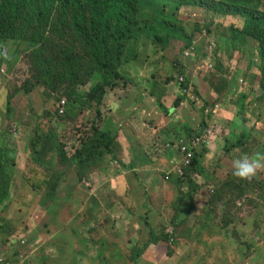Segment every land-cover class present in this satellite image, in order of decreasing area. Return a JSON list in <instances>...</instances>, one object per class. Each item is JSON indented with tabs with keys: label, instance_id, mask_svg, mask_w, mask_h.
I'll use <instances>...</instances> for the list:
<instances>
[{
	"label": "rangeland",
	"instance_id": "rangeland-1",
	"mask_svg": "<svg viewBox=\"0 0 264 264\" xmlns=\"http://www.w3.org/2000/svg\"><path fill=\"white\" fill-rule=\"evenodd\" d=\"M208 1L217 0L176 2L192 51L178 38L162 46L151 34L143 35L136 58L106 90L109 102L105 95L99 106L83 96L97 83L96 75L83 76L78 86L52 78L40 83L34 47L5 44L0 185L6 187H0L8 197L0 203V264H264V169L251 179L232 174L236 158L264 160V78L257 42L230 37L229 27L240 28L243 19L219 16ZM44 37L51 59L71 47L87 68L86 48L70 30ZM111 101L131 108V119L139 113L147 119L154 106L166 115L179 102L180 134L162 140L168 136L162 131L151 146L153 155L166 157L177 151L179 139L212 132L217 123L222 135L210 147H196L194 167L182 178L155 157L158 177L151 173L143 185V172L151 169L128 167L118 149L100 153L93 141V131L110 132L103 122L115 107ZM232 115L240 122L231 136L225 130ZM150 120H157L156 112ZM153 123L146 120L138 134ZM145 146L139 147L147 151ZM123 174L128 187L121 195L113 181ZM139 249L140 257L131 258Z\"/></svg>",
	"mask_w": 264,
	"mask_h": 264
},
{
	"label": "trees",
	"instance_id": "trees-1",
	"mask_svg": "<svg viewBox=\"0 0 264 264\" xmlns=\"http://www.w3.org/2000/svg\"><path fill=\"white\" fill-rule=\"evenodd\" d=\"M177 0H0V63L4 60L5 44L28 42L37 58L34 68L38 82L48 78L78 86L83 76L96 75L98 81L83 95L86 103L99 106L106 90L112 89L121 79V67L137 56V42L145 34H151L162 46L171 38L185 41V35L176 11ZM210 10L221 17L237 16L243 19L240 28L229 27L230 37L257 42V56L261 76L264 78V0H217L206 3ZM70 30L85 46L87 68L80 56L71 48L61 50L57 59H51L46 49L44 33L51 35L56 29ZM228 28V27H227ZM227 31V32H228ZM87 77V78H88ZM261 77V79H263ZM184 86V82L181 83ZM85 103V104H86ZM179 102L174 104L178 107ZM93 141L101 152H113L115 139L111 132L93 131ZM86 146L93 148L88 143ZM184 169L182 178L194 167ZM93 159V157L91 158ZM0 186H5L4 184ZM8 197V191L0 187V203ZM143 249L132 250L131 258L140 257Z\"/></svg>",
	"mask_w": 264,
	"mask_h": 264
},
{
	"label": "crops",
	"instance_id": "crops-1",
	"mask_svg": "<svg viewBox=\"0 0 264 264\" xmlns=\"http://www.w3.org/2000/svg\"><path fill=\"white\" fill-rule=\"evenodd\" d=\"M141 95H143L141 99H144V95H146V93H142ZM133 96L135 97L136 100H138L140 97V95L138 94H137L138 97H136L135 95ZM110 97H111L110 94H107L105 100L109 102ZM127 100L128 98L125 99V101ZM132 100L134 101V99ZM110 104L111 106H115L113 101H111ZM131 110H132L131 108L124 106V104H119L117 105V107L115 106L113 110H111V113L108 115V117L107 118L104 117V122H103L104 128L103 129L105 130V127H110L109 131L113 134L114 139H115L114 147L115 149L119 150V153L120 152L122 153V158L120 160L123 162L124 165L131 167L133 169L139 168V167H142L144 169H151V171L144 170L142 178H141L142 184L148 185L149 184L148 180L151 179L150 174L151 173L154 174L156 170H159L157 165L153 163V160L156 161L154 159L155 157H157L159 164L162 165L164 168L172 167L174 170H176L177 160L179 159L178 151H176L175 149L172 150L171 153L168 151L166 154V157H164L163 155H159V154L153 155L151 146L157 140L158 135L162 131H165V134L168 135L162 140L170 139L171 137H173V135L175 137L177 134H180V132L176 130L178 125L177 123L175 124L176 116H179V115L175 114L176 108L174 107V105L166 109V115H164L163 111L162 113L161 112L158 113L156 111L157 108L155 106L152 107L150 109L151 111L146 113L147 119L143 114H140V113L136 116L135 119L134 118L131 119L130 117L131 112H132ZM155 112H156L157 120L151 121L150 119L155 115ZM181 113L187 114V109H183ZM123 117L124 118L126 117V119L121 120V118ZM232 117L234 119L231 120L229 129L225 130L226 133L228 135L231 134V136L233 134L232 132H234V130L236 129L235 127L237 126V123L239 121L238 117L234 115H232ZM146 120H148V122L150 123L154 122L153 125L152 124L144 125L147 129L146 134H138V130L140 129L141 126H143V123ZM118 123H119L118 126L113 127V125H117ZM147 126H150L151 128ZM213 126L214 127L211 132L212 133L211 138L209 139L208 143L203 144L204 146H201V145L199 146L207 148L206 146L210 147L212 143L214 144L218 143V140H220V137L222 135V131L220 132V127H222V125H219L217 123L216 126L215 125ZM155 133H157V135H154ZM141 142L144 145H146L144 148L148 149L147 151L139 147ZM156 149H159V144L156 146ZM144 152H146L149 155V157H143V156L140 157ZM136 157H140L143 160V163H141V165L139 164ZM173 161L176 163L175 165H173ZM132 164H134V167ZM155 177H158V176L154 174V178ZM125 179H126V174H123V175L117 176L116 181L115 180L113 181L116 184V187L118 186L120 188L121 195H124L128 187V182ZM125 184H126V187H124Z\"/></svg>",
	"mask_w": 264,
	"mask_h": 264
},
{
	"label": "built area",
	"instance_id": "built-area-1",
	"mask_svg": "<svg viewBox=\"0 0 264 264\" xmlns=\"http://www.w3.org/2000/svg\"><path fill=\"white\" fill-rule=\"evenodd\" d=\"M188 51H192V49ZM187 54L188 53H186V55ZM178 82L181 84L182 82H184V79L181 77L178 79ZM183 92L185 93L186 91L183 90ZM211 134V132H208L200 136L194 135L189 140L179 139V141L176 142L177 151L180 155L176 171L180 176L183 174L184 169L191 165L196 147L208 143L209 139L211 138ZM21 242L23 243V241ZM3 262V258L0 256V263Z\"/></svg>",
	"mask_w": 264,
	"mask_h": 264
},
{
	"label": "clouds",
	"instance_id": "clouds-1",
	"mask_svg": "<svg viewBox=\"0 0 264 264\" xmlns=\"http://www.w3.org/2000/svg\"><path fill=\"white\" fill-rule=\"evenodd\" d=\"M232 167L233 176L242 180L251 179L258 170L264 169V160L243 155L233 160Z\"/></svg>",
	"mask_w": 264,
	"mask_h": 264
}]
</instances>
